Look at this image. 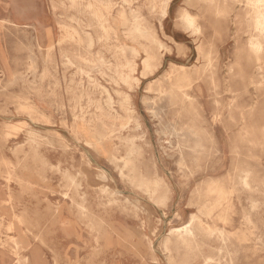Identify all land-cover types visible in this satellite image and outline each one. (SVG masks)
<instances>
[{"label":"rangeland","instance_id":"374dc122","mask_svg":"<svg viewBox=\"0 0 264 264\" xmlns=\"http://www.w3.org/2000/svg\"><path fill=\"white\" fill-rule=\"evenodd\" d=\"M108 1L113 16L122 7L137 10L162 45L150 75L142 74L138 55L126 88L130 116L109 70L121 60L120 43H131L127 25L116 33L107 22L98 25L87 5L94 0H0V264H203L206 255L210 264H264V97L254 95L253 64L245 81L230 76L232 94L240 93L235 103L223 85L247 37L233 23L240 5L226 25L207 0H170L164 15L162 0ZM184 9L196 19V33L180 17ZM172 64L202 73L193 85L214 145L191 152L168 126L177 113L165 74ZM82 117L115 160L77 133ZM125 133L137 136L139 151L128 155L129 144L119 139ZM247 166L256 176L243 188L237 175ZM144 179L163 182L164 204L139 184ZM200 205L211 209L215 220L201 216L221 236L189 223ZM185 225L196 234L188 245L171 231L184 233Z\"/></svg>","mask_w":264,"mask_h":264},{"label":"bare ground","instance_id":"6f19581e","mask_svg":"<svg viewBox=\"0 0 264 264\" xmlns=\"http://www.w3.org/2000/svg\"><path fill=\"white\" fill-rule=\"evenodd\" d=\"M96 3H88V7H92V15L95 18L98 25L103 26L104 22H107L108 29L112 30L114 33L118 31V28L121 26L127 27V37L131 40L130 44L120 43L118 46L120 50L121 60L115 63L112 69H109L114 76L111 77V81L116 85L115 91L119 94V106L124 113L131 114L134 112V107L132 106L131 95L128 93L126 88H129V82L132 77L133 70L136 69L139 53H143V57L140 61L142 65V74L150 75L160 64V56L158 55V49L162 47L161 43L153 35L152 31L146 25H143L140 14L137 10L132 9L131 7L126 10L125 8H120L116 15H110V6L111 1L108 0H94ZM154 0H146L147 3H150L152 6ZM170 0H162V14L166 12V7ZM213 8L214 18H218L216 21L221 19L224 24H229L232 22L231 13L235 9V5H240V8L235 13V18H233V23L239 26L242 29V33L246 34V41L243 46H241L237 56V69L233 70L232 67L228 68V74L223 76V85L224 90L231 93L230 99L232 103H235V98L239 97L240 93L233 95L231 86H230V76L235 75V77H240V80L245 81V76L248 75V70L253 64L252 73L257 76L253 83L254 95L264 97V0H207ZM233 2L230 4L229 2ZM169 10V9H168ZM181 19L188 24L190 27H193V32L198 31V27L195 25L196 19L185 9L180 12ZM216 23V22H215ZM88 44L91 43V36L87 34ZM140 41H143L140 43ZM157 49V51H156ZM167 49V48H166ZM169 51V49H167ZM198 54H204V46L198 47ZM31 56V55H30ZM32 58V57H31ZM30 60V58H29ZM34 60V59H33ZM31 61V60H30ZM33 62V61H32ZM31 62V63H32ZM182 65V64H181ZM175 68V66L170 65V67L165 71L166 75H169L172 80L170 81L168 88V100L170 106H175L172 108V112H176L175 122L169 123L172 126L173 130L176 131L177 142L182 141L183 144L187 143V146L191 148V152L202 150V148L209 144L210 146L214 145L215 141L214 135L206 130L203 126V117H202V100L201 93L198 92L197 88L193 85L194 80L201 78L202 73L199 69L188 70L186 68ZM97 68L101 74L104 73V69L101 67L100 62L97 64ZM100 77V76H99ZM102 79V78H101ZM209 83L212 87H215L216 83H213V76L210 77ZM98 86L105 89L102 84L98 83ZM147 89H152V84L147 86ZM257 90V91H256ZM260 93V94H257ZM235 96V98H234ZM109 107L110 111H107L108 115L112 118L116 117L117 112L113 108V99L108 95L105 101ZM210 104L213 105V108H216L220 104V100L214 98L213 101H210ZM230 104V103H229ZM253 108L261 109L263 106L261 103L255 100ZM237 105H240L239 102ZM157 106V105H156ZM152 107V106H151ZM148 108V107H147ZM155 108V107H154ZM159 108V107H158ZM149 110V109H148ZM152 111H155L151 109ZM98 119L106 114L105 111L100 112ZM104 113V114H103ZM154 113V112H153ZM124 129V127H122ZM114 129H110L109 132H113ZM108 132V131H107ZM122 132V131H121ZM77 133L85 139V142L91 146L96 152H102L106 150L108 158L110 161L116 159L114 155V150L110 148V144L106 142L107 140L100 137H95L87 127L86 120L84 117L80 118V122L77 126ZM107 134V133H106ZM105 134V135H106ZM137 136L130 135L125 133V135H120L119 139L124 140L129 144L128 155H131L134 151L138 150V145L136 143ZM192 144H189V143ZM169 144V143H168ZM216 144V143H215ZM170 147V146H169ZM189 154H192L188 152ZM247 168V169H246ZM242 173H240V178L237 175V182L244 188L250 186V182L247 180L248 177L256 176L253 174V167H246ZM250 172V174H249ZM214 183L211 180V184ZM143 187L151 194L152 198L161 204H164L168 199L166 193V186L163 182L158 179L153 181L150 184L148 181L141 180L139 181ZM251 187V186H250ZM162 189V190H160ZM117 192V190H116ZM199 196V195H198ZM119 197V196H118ZM117 198V197H116ZM122 198V197H121ZM123 199V198H122ZM107 200V199H106ZM106 202V201H105ZM124 202V201H123ZM107 203V202H106ZM199 204V203H198ZM120 206V205H119ZM201 205L197 206L196 212H191L189 217V223H196L198 230H205L207 233L212 234L217 232L220 235L218 229L211 228L209 219L202 218L203 215L209 214L211 209L204 208L207 211H203ZM202 215V216H201ZM211 221L215 220L213 216L209 217ZM116 225V224H115ZM119 225V224H118ZM204 225H206L204 227ZM181 228L174 227L172 232H179L180 234L177 237V242L181 244H190L196 241L195 229L191 226H184V233L180 232ZM224 240V239H223ZM170 239L168 238L165 241L166 248ZM134 246V245H133ZM200 248H203V245H198ZM206 246V245H204ZM228 254V253H227ZM232 254V253H231ZM230 254V255H231ZM232 257V256H231ZM212 257L206 255L203 258V264H210Z\"/></svg>","mask_w":264,"mask_h":264}]
</instances>
